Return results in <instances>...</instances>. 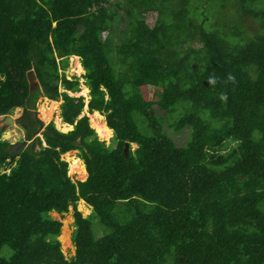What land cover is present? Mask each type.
I'll return each mask as SVG.
<instances>
[{"label": "trees", "instance_id": "1", "mask_svg": "<svg viewBox=\"0 0 264 264\" xmlns=\"http://www.w3.org/2000/svg\"><path fill=\"white\" fill-rule=\"evenodd\" d=\"M245 1L234 5L259 22L254 35L239 38L237 20L225 38L226 23L208 30L189 19L175 28L178 44L161 9L153 26L136 17L120 29L110 0H0V115L24 107L20 122L31 139L19 149L0 139V168H8L0 171V251L11 250L0 264H264V7ZM185 15L184 8L176 14ZM71 55L80 57L88 109L106 115L113 146L81 116L84 98L67 93L78 90V80L60 71ZM29 69L41 90L30 91ZM149 87L160 90L156 103L167 113L187 104L170 123L189 128L184 145L165 133ZM41 93L61 96L72 130L49 122L34 136L42 122L29 106ZM125 141L137 145L127 156ZM71 150L85 180L68 175L62 154ZM79 199L91 216L76 209ZM69 206L75 253L66 258L62 223L50 212ZM92 216L106 233L94 234Z\"/></svg>", "mask_w": 264, "mask_h": 264}, {"label": "rangeland", "instance_id": "2", "mask_svg": "<svg viewBox=\"0 0 264 264\" xmlns=\"http://www.w3.org/2000/svg\"><path fill=\"white\" fill-rule=\"evenodd\" d=\"M41 1L43 2L45 0H41ZM110 1L111 3H113V8H110V11L111 12L116 11V13L119 15L118 24L120 29L126 28L131 21H135L136 17L143 18L149 26H153L159 18L158 9H161L162 10L161 21L167 26L168 30L174 32L173 38H176L175 37L176 26L178 24L186 25L189 19L200 21L201 23H203V26L208 30H215V29L217 30V27L221 28V26L226 23L224 27L222 26L223 28L221 32H219L225 38H226L225 35L229 33L228 29L231 23L233 22V20H237L238 22L241 23L240 33L238 34L240 35L239 38L241 39H244L247 36H252L259 30L258 21L254 20L250 15L241 14L239 11L236 10V5H234L236 0H147V1L146 0H110ZM116 2H120L122 5L125 6V8H123L122 5L116 7L115 4ZM245 2H246V7H249L251 0H247ZM149 5H151L152 8H147L148 9L147 11H143V9H145V7ZM250 6L254 8L264 7V0H255L250 4ZM182 8L185 9L186 15L183 18H177L176 14ZM205 15L207 16L206 19H204ZM170 24L172 25L170 26ZM106 34H107L106 31L103 32L102 37H105ZM231 36L232 35L229 34V38ZM125 38L126 36L124 35L123 40H125ZM121 39L122 38L120 36L114 34L112 37V42L118 43L121 41ZM181 41H182V37L177 39L178 44H180ZM189 44L195 48H198L201 45L197 40L191 41L189 42ZM176 47L177 48L179 47V49L182 50L183 48L186 47V44ZM72 56L73 55L67 58L66 67L60 71L64 72L67 78L75 77L78 80V90L67 91V93L71 96H82L84 98L85 108L83 107V111L81 115L84 114L88 117V122L90 125V119H91L90 114L92 113V111H89L88 109V101L90 95L88 90L89 87L86 84L85 69L83 66H81L82 64L80 58L78 57L72 58ZM78 62L81 66L80 71L76 67ZM85 87L88 88L86 89L85 92H83V88ZM34 88H38L41 90V86L39 85V82L37 83V86ZM63 90H64L63 87L59 86V91H63ZM159 91H160L159 89L154 87L148 88V97L154 101L153 108L155 109L156 114L158 115V117L160 118L163 124L165 133L174 141L176 145L178 146L184 145L185 142L187 141L189 128H184L182 130L176 131L171 127L170 123H172V121L175 120V118H177L185 110V106H187V104L186 103H183L182 105L178 104L173 112L167 113L164 109L160 108L156 103L159 97L158 95ZM45 98L46 97H44V95L41 93L38 95L34 105L29 106L30 112L33 113V115L42 122V126L39 128L38 132L34 134V136L41 137L42 136L41 132L43 130V127L49 122H52L57 129L63 132V130H61L55 124V122L58 119H60L61 122H64L61 116V108H60V105L62 103L61 96H59L58 99L56 100L58 103L54 104L52 114L50 116H47V118H50L49 120H47V118H44L45 115H43V113L41 114L40 111L42 105L51 107V104L48 103V101L46 100L47 98L46 99ZM21 109H22L21 107H17L13 109L12 112L10 113L13 119L12 125H8L7 123V125L4 126L2 123L3 117L2 115H0V130H1L0 139L8 140L11 144L14 145V149H19L20 147H24L31 142V139L30 140L26 139L25 130L23 129L21 124H19L21 123L20 122V118L22 114ZM100 115L103 117L102 120L100 121L105 122V124L107 125L106 115L104 113H100ZM135 116L136 118H140L136 113ZM113 139H114V132L111 133L110 137H108L107 139L103 138L102 140H104L105 145L113 146L115 144ZM233 144L234 142L229 143L225 150H227L228 147ZM136 147L137 145L134 143L133 145L130 146V149L134 150ZM225 150H222L221 152H224ZM68 152H69L68 154H66L67 152L65 154H62V158H64V160L67 161L68 163L69 176L73 180L85 179V177L87 176V171L85 170L83 160H81L77 155L78 151L71 150ZM73 157H76L80 160L79 163L83 165L84 168V173H85L84 175L77 173L76 170L71 168V160ZM74 163L75 162H73L72 164L73 167H74ZM11 165H14V163ZM4 169L5 168L2 167L0 168V171H3ZM5 171H8V168L5 169ZM118 207H116L114 210V214L116 215L117 218H118L117 215ZM76 209L81 212L83 217L89 215L91 216L93 211L92 207L82 199H79L76 202ZM50 215L55 219H59L62 223L60 228V233L57 236V239L60 241L61 234L62 235L67 234L69 239L68 244L65 245L60 241V246H61V251L63 252L65 257L70 258L75 253V246L71 238L72 231L75 228L74 218H73V206H69L68 211L64 212L63 214H58L54 211H51ZM90 218H91L92 230L94 234L100 236L101 234L106 233L108 231V229L104 225H102V223L100 222L97 216H92ZM7 250L9 253H11V250L8 246L6 245L3 246L2 250L0 251V255L6 253Z\"/></svg>", "mask_w": 264, "mask_h": 264}, {"label": "bare ground", "instance_id": "3", "mask_svg": "<svg viewBox=\"0 0 264 264\" xmlns=\"http://www.w3.org/2000/svg\"><path fill=\"white\" fill-rule=\"evenodd\" d=\"M72 58H76V56L73 55ZM76 67L78 68L79 71L81 70V66H80L79 62L77 63V66ZM86 89H87L86 87L83 88V92H85ZM46 100L48 101V103L51 104V107L45 106V105L43 106L42 105L40 111H41V114L43 113V115H45V117L43 116L44 118H47V116H50L52 114L54 104L58 103L56 100H49V99H46ZM90 118H91L90 119V125L94 128V130L96 131V133L98 134V136L100 138L107 139L108 137H110L112 131H111V129H109L107 127V125L105 124V122L100 121V120H102L103 117L99 114V112H97V111L92 112L90 114ZM49 119L50 118H47V120H49ZM55 124H56L57 127H59L63 131H66V130H68V129L71 128L68 124H65V123L61 122L60 119H58L55 122ZM68 153L69 152H67L66 154H68ZM73 162H75L74 163V167L72 166ZM79 162H80V160L78 158L73 157L72 160H71V168L74 169V170H76L77 173L84 175L85 173H84L83 165H81ZM60 237H61V240L60 241L63 244L67 245L68 242H69L68 241L69 239H68L67 234L66 235H62L61 234Z\"/></svg>", "mask_w": 264, "mask_h": 264}, {"label": "water", "instance_id": "4", "mask_svg": "<svg viewBox=\"0 0 264 264\" xmlns=\"http://www.w3.org/2000/svg\"><path fill=\"white\" fill-rule=\"evenodd\" d=\"M74 56H76V57H78V58H80L79 56H77V55H74ZM82 66V65H81ZM26 78H27V81H28V84H29V89H30V91H32L33 90V88L34 87H36L37 86V83H38V80H37V78H36V75H35V72H34V70L33 69H29L27 72H26ZM88 88V87H87ZM88 90H89V88H88ZM44 97H46V96H44ZM47 98V97H46ZM47 99H49V98H47ZM49 100H53V99H49ZM17 108V107H16ZM94 111H97V112H99L98 110H93L92 112H94ZM100 114V113H99ZM84 114H82L81 116H83ZM3 118H2V123H3V125L4 126H6L7 125V123H8V125H12L13 124V119H12V116H11V114H9V113H7V114H3V116H2ZM63 123H65V124H68L71 128L70 129H68V130H72L73 129V127H74V125L73 124H70V123H67V122H63ZM109 129H111L112 130V132H114L113 131V129L112 128H110L109 126H107ZM59 130V129H58ZM68 130H66V131H63V132H67ZM96 132V131H95ZM97 134V133H96ZM97 137H98V139L99 140H102V138H100L99 136H98V134H97ZM103 141V140H102ZM134 143L133 142H128V141H125L124 142V150H123V152H124V154H125V156H127V154H128V150H129V147L131 146V145H133ZM66 153V152H65ZM64 153V154H65ZM64 159V158H63ZM81 159V158H80ZM82 160V159H81ZM84 166H85V164H84ZM85 170H86V167H85ZM87 177V176H86ZM86 177H85V179H86ZM85 179H82V180H85Z\"/></svg>", "mask_w": 264, "mask_h": 264}, {"label": "flooded vegetation", "instance_id": "5", "mask_svg": "<svg viewBox=\"0 0 264 264\" xmlns=\"http://www.w3.org/2000/svg\"><path fill=\"white\" fill-rule=\"evenodd\" d=\"M22 109H21V112H22V114H21V116L23 115V113H24V107H21ZM10 114V113H9ZM33 114V113H32ZM19 124H22V123H19ZM22 126V125H21Z\"/></svg>", "mask_w": 264, "mask_h": 264}, {"label": "clouds", "instance_id": "6", "mask_svg": "<svg viewBox=\"0 0 264 264\" xmlns=\"http://www.w3.org/2000/svg\"><path fill=\"white\" fill-rule=\"evenodd\" d=\"M3 116V115H2ZM69 175V174H68Z\"/></svg>", "mask_w": 264, "mask_h": 264}]
</instances>
